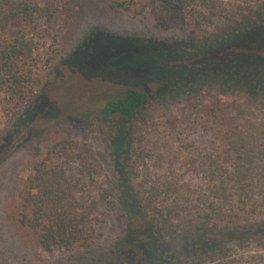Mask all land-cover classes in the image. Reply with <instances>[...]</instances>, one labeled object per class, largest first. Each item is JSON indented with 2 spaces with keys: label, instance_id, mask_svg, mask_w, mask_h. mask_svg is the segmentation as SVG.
Here are the masks:
<instances>
[{
  "label": "trees",
  "instance_id": "16d2710c",
  "mask_svg": "<svg viewBox=\"0 0 264 264\" xmlns=\"http://www.w3.org/2000/svg\"><path fill=\"white\" fill-rule=\"evenodd\" d=\"M70 1L0 0V102L9 122V129L0 132V162L20 145L34 121L56 116L39 89V76L50 71L58 54ZM108 5L148 18L159 29L177 25L186 33L164 40L94 30L65 54L67 66L110 75L123 88L105 95L92 111L78 113L80 121L70 126L83 130L81 144L70 129L63 136L69 138L52 143L44 132L38 136L36 142L43 146L35 144L30 172L5 214V235L11 241L0 237V264L29 262L32 252L44 261L42 254L53 251L68 253L57 264H225L231 245L263 248L264 182L258 183L263 186L259 196L249 199V184L241 182L245 122H238L240 109L233 112L224 99L237 93L248 102L264 101V0H109ZM140 82L142 88H136ZM201 86H210L223 99L210 96L208 147L191 148L180 164L213 189L225 181V173L232 176L242 192V222L229 218L219 224L211 213L181 219L179 197L189 186L164 174L153 178L142 156L137 158L141 149L135 123L151 107V97L179 99L198 93ZM86 125L102 129L116 178V199L107 204L113 210L103 218L97 217L98 201L110 197L114 188L111 184L106 194L97 182ZM164 153H159V165ZM173 158L171 154L165 166ZM227 160L234 162L232 167ZM258 179L264 180V173ZM194 206L200 210L198 202ZM105 229L116 243L97 249ZM175 234V243L165 244L163 238ZM254 256L247 253V258Z\"/></svg>",
  "mask_w": 264,
  "mask_h": 264
},
{
  "label": "rangeland",
  "instance_id": "374dc122",
  "mask_svg": "<svg viewBox=\"0 0 264 264\" xmlns=\"http://www.w3.org/2000/svg\"><path fill=\"white\" fill-rule=\"evenodd\" d=\"M108 4L109 0L70 1L69 24L60 33L58 54L52 60L53 66L50 71L46 75L41 73L39 76L41 82L39 89H42L44 97L53 106L56 116L53 119L40 118L34 121L26 136L22 137L20 145H17L18 147H15L0 162V237L5 240L11 241L10 236L5 235V214L14 202L22 180L30 172L31 154L35 151V144L43 146L42 143L36 142L38 136L44 132L46 138L52 143L62 138H69L63 136H68L66 129H70V136H79L77 142L81 144L83 130L77 132L70 126L71 123L77 124L80 121L78 113L92 111L105 95L123 88L122 84L112 82L110 75H97L86 69H83L81 73L76 68L67 66L62 63L65 54L79 42L82 35L94 30L119 36L134 35L164 40L183 37L186 33L185 29L177 25L169 29H159L148 18L132 16L126 11L113 10ZM135 87L142 88V83H136ZM201 87L198 93L186 94L179 99L151 97L153 98L151 107L145 109L135 123V134L140 137L138 145L141 149L137 158L142 156L146 168L148 167L147 172L153 178L163 177L164 174L175 183L189 186L190 190L179 197L177 210L181 212V219L211 213L219 224L225 223L229 218L242 222L246 219L239 200L242 192L239 183L233 180L232 176L225 173L223 177L225 181L218 188L213 189L211 183L204 182L199 174L185 172L180 164L181 159L189 153L187 151L191 148L206 150L205 148L208 147L212 132L211 129L209 131V127L212 128V118L207 114L211 107L210 96L214 95L216 98L223 99L219 95L217 97L216 92L210 86ZM224 100L233 112L236 108L240 109L241 114L237 116V120L245 122L247 157L246 171H243L241 182L249 184L245 186L247 197L256 198L260 193L259 187H263L258 183L264 182L258 179L264 173V101H260L259 104L248 102L242 94L237 93L227 94ZM8 124L7 115L0 102V132L8 130ZM84 128L89 130L87 142L90 143L97 159L95 163L98 170L97 182L106 188V194L111 184L114 188L110 197L107 195L106 199L98 201L97 217L103 218L113 210L112 206L108 207L107 204L110 202L109 198L116 199V178L112 174L110 155L102 129L100 126L96 129L92 126L87 127V125ZM161 152L165 153L159 165L158 156ZM171 154L175 156V159L173 158L171 165L165 166ZM130 159H133L132 154ZM232 163H234L232 160H227L226 166L230 168L233 166ZM136 180H139V177H136ZM193 188L197 190L196 194L192 193ZM91 195L97 197L93 192ZM184 199L186 201L181 202ZM196 202L199 204V211L194 206ZM21 233V231L17 232V235ZM178 238L179 234H175L163 240L165 244L170 245ZM113 243H116V237L105 229V233L97 240L95 247L109 249ZM26 244L31 245L29 241ZM229 253L231 254L230 259L225 264H264V247H255L253 244L245 247L231 245ZM247 253H253L255 256L247 258ZM63 254L68 253L53 251L51 255L42 254L44 258L42 261L37 260L32 252L30 261L23 260L21 264H45L47 262L57 264L56 260ZM9 260L11 264H16L14 260Z\"/></svg>",
  "mask_w": 264,
  "mask_h": 264
}]
</instances>
